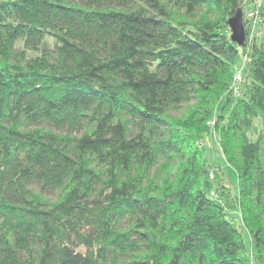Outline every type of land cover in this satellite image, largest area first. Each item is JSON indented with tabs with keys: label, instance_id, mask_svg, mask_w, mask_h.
Here are the masks:
<instances>
[{
	"label": "trees",
	"instance_id": "1",
	"mask_svg": "<svg viewBox=\"0 0 264 264\" xmlns=\"http://www.w3.org/2000/svg\"><path fill=\"white\" fill-rule=\"evenodd\" d=\"M250 3L0 0V264H264Z\"/></svg>",
	"mask_w": 264,
	"mask_h": 264
},
{
	"label": "rangeland",
	"instance_id": "2",
	"mask_svg": "<svg viewBox=\"0 0 264 264\" xmlns=\"http://www.w3.org/2000/svg\"><path fill=\"white\" fill-rule=\"evenodd\" d=\"M259 0H251V3L249 5V9L246 11V13L250 10H257L261 11L262 8H257V3ZM262 7L264 6V0H261ZM256 3V5H255ZM262 14L260 13L259 16L254 19L248 20V28L250 29L249 37L250 39L254 36H259L261 34H264V10H262ZM260 18V20H258ZM254 125L259 128V118L254 119ZM216 135L213 133H210L208 135H205L202 140L198 142V145L201 147L202 153L206 161L211 164L214 169L219 173L218 177L221 178V182L225 184L227 187L230 188L232 192L235 191L236 186V172L235 170L228 166L221 154V150L218 145V139L215 137ZM210 177H212V174H210ZM242 239L246 246V248L249 249L250 247V239L249 235L246 231H243L242 233Z\"/></svg>",
	"mask_w": 264,
	"mask_h": 264
},
{
	"label": "water",
	"instance_id": "3",
	"mask_svg": "<svg viewBox=\"0 0 264 264\" xmlns=\"http://www.w3.org/2000/svg\"><path fill=\"white\" fill-rule=\"evenodd\" d=\"M228 28L230 30L229 39L236 43L238 46H242L245 41V31L242 22V12L239 8L227 19Z\"/></svg>",
	"mask_w": 264,
	"mask_h": 264
},
{
	"label": "built area",
	"instance_id": "4",
	"mask_svg": "<svg viewBox=\"0 0 264 264\" xmlns=\"http://www.w3.org/2000/svg\"><path fill=\"white\" fill-rule=\"evenodd\" d=\"M255 5H256V3H255ZM257 8H262V2H261V0H259V2L257 3ZM259 16V11H257V10H250V11H248L247 13H246V18L248 19V20H250V19H254V18H256L257 19V17ZM258 20H260V18H258ZM245 59H246V57L244 56L243 57V60L245 61ZM239 80H240V69L235 73V76H234V79H233V83H234V85H236L238 82H239Z\"/></svg>",
	"mask_w": 264,
	"mask_h": 264
}]
</instances>
